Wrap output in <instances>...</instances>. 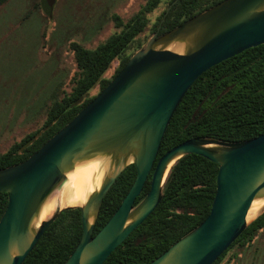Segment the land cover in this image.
<instances>
[{
	"label": "water",
	"instance_id": "1",
	"mask_svg": "<svg viewBox=\"0 0 264 264\" xmlns=\"http://www.w3.org/2000/svg\"><path fill=\"white\" fill-rule=\"evenodd\" d=\"M54 2L42 0L46 14ZM158 29L36 151L0 168V191L7 193L0 264H21L50 223L73 206L80 207L82 230L62 264H102L156 207L171 166L189 153L218 165L210 211L147 264H212L264 212V132L238 142L196 136L174 145L157 159L148 192L134 204L191 83L212 65L264 43V0H220L169 30ZM130 164L136 169L132 184L92 235L104 196ZM82 169L89 170L84 198L68 205V177Z\"/></svg>",
	"mask_w": 264,
	"mask_h": 264
},
{
	"label": "trees",
	"instance_id": "2",
	"mask_svg": "<svg viewBox=\"0 0 264 264\" xmlns=\"http://www.w3.org/2000/svg\"><path fill=\"white\" fill-rule=\"evenodd\" d=\"M5 0H0V4ZM166 6L158 15L154 30L162 33L220 0H146L129 19L113 14L116 30L93 48L70 42L76 71L69 92L47 108L41 127L26 133L0 154V168L27 158L65 125L95 95L89 90L98 83V92L124 66L126 49L145 28L146 14L159 3ZM169 6L168 11L166 8ZM141 43L137 46L138 49ZM116 60L109 78L103 73ZM264 132V43L212 65L187 88L166 126L153 167L134 204L148 192L157 159L174 145L203 137L238 142ZM218 165L198 154L180 157L170 168L162 197L152 212L106 257L102 264H147L208 215L215 194ZM136 175L133 164L117 176L103 198L95 220L94 235L109 219L127 193ZM7 193L0 191V216ZM264 228V212L250 221L234 241L212 263L217 264L234 245L247 246ZM82 230L78 206L62 211L39 236L21 264H62L75 248Z\"/></svg>",
	"mask_w": 264,
	"mask_h": 264
},
{
	"label": "rangeland",
	"instance_id": "3",
	"mask_svg": "<svg viewBox=\"0 0 264 264\" xmlns=\"http://www.w3.org/2000/svg\"><path fill=\"white\" fill-rule=\"evenodd\" d=\"M146 0H55L51 14L42 0H5L0 4V154L26 133L41 127L48 106L70 91L76 71L70 42L93 48ZM163 1L146 14L145 28L125 51L133 53L154 32ZM117 61L103 73L109 78ZM98 93V83L88 96ZM217 264H264V228L247 246L229 248Z\"/></svg>",
	"mask_w": 264,
	"mask_h": 264
},
{
	"label": "bare ground",
	"instance_id": "4",
	"mask_svg": "<svg viewBox=\"0 0 264 264\" xmlns=\"http://www.w3.org/2000/svg\"><path fill=\"white\" fill-rule=\"evenodd\" d=\"M89 178V170H77L69 175L66 204L77 205L82 202Z\"/></svg>",
	"mask_w": 264,
	"mask_h": 264
}]
</instances>
